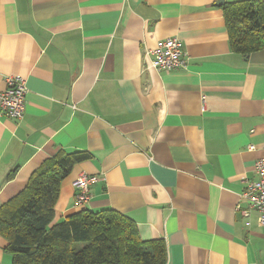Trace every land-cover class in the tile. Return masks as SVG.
<instances>
[{"label":"crops","instance_id":"obj_1","mask_svg":"<svg viewBox=\"0 0 264 264\" xmlns=\"http://www.w3.org/2000/svg\"><path fill=\"white\" fill-rule=\"evenodd\" d=\"M234 1L0 0V91L8 75L28 86L22 119L0 113V207L48 160L85 151L54 222L114 209L165 240L166 264H264V227L238 209L264 157V49L232 50ZM168 37L188 64L157 71L150 51ZM82 175L98 181L78 205ZM8 242L0 232V264Z\"/></svg>","mask_w":264,"mask_h":264},{"label":"trees","instance_id":"obj_2","mask_svg":"<svg viewBox=\"0 0 264 264\" xmlns=\"http://www.w3.org/2000/svg\"><path fill=\"white\" fill-rule=\"evenodd\" d=\"M224 11L232 50L264 49V0L230 2ZM88 157L84 151L48 160L0 207L12 264H166L165 240L143 239L137 223L114 209H83L54 222L62 180Z\"/></svg>","mask_w":264,"mask_h":264},{"label":"built area","instance_id":"obj_3","mask_svg":"<svg viewBox=\"0 0 264 264\" xmlns=\"http://www.w3.org/2000/svg\"><path fill=\"white\" fill-rule=\"evenodd\" d=\"M150 54L152 55L151 66L157 71H172L185 68L188 64L187 53L182 40L178 37L161 40L157 47L150 51ZM6 83V89L0 91V113H7L15 119H22L25 114L28 92L27 81L19 75H8ZM254 171L255 177L246 180V188L242 193L246 206L239 204L238 209L247 219L255 214L258 226L264 227V157L256 161ZM97 181V176L86 175L79 176L74 181L78 205L89 201V184ZM248 223L251 224V221Z\"/></svg>","mask_w":264,"mask_h":264}]
</instances>
